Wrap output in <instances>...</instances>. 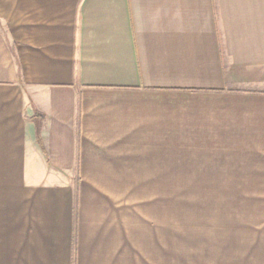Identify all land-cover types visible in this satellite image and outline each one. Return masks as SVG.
<instances>
[{
  "label": "crops",
  "instance_id": "1",
  "mask_svg": "<svg viewBox=\"0 0 264 264\" xmlns=\"http://www.w3.org/2000/svg\"><path fill=\"white\" fill-rule=\"evenodd\" d=\"M169 183L228 196L227 233L169 240ZM177 246L264 264V0H0V264Z\"/></svg>",
  "mask_w": 264,
  "mask_h": 264
},
{
  "label": "rangeland",
  "instance_id": "2",
  "mask_svg": "<svg viewBox=\"0 0 264 264\" xmlns=\"http://www.w3.org/2000/svg\"><path fill=\"white\" fill-rule=\"evenodd\" d=\"M154 186L157 187L156 191L158 192L155 193V190L151 189L147 197L158 194L162 196L160 202L168 204L169 240L180 242L183 239L214 237L216 232L218 235L222 232L227 233L222 228L221 225L223 224L221 222L223 219H228V217L221 212L224 210L223 204L228 203L229 200H227L228 196L226 200L224 199L221 191L216 204L212 197L211 186H208V184L169 183L153 184L152 187ZM205 186L206 189H210L209 195L211 198L205 197ZM208 200L212 205L211 207L214 206V208L208 209ZM215 211L219 214H213ZM215 222H218L217 227L220 231L216 230ZM169 249L172 253L169 256V262L171 264H181V247H169Z\"/></svg>",
  "mask_w": 264,
  "mask_h": 264
}]
</instances>
